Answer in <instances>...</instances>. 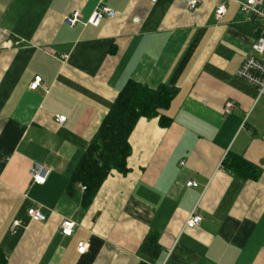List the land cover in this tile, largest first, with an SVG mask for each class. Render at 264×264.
Wrapping results in <instances>:
<instances>
[{
	"label": "crops",
	"instance_id": "obj_1",
	"mask_svg": "<svg viewBox=\"0 0 264 264\" xmlns=\"http://www.w3.org/2000/svg\"><path fill=\"white\" fill-rule=\"evenodd\" d=\"M187 1L0 0V39L19 42L0 44V246L10 264H264V96L237 75L258 22L246 0ZM100 5L116 15L87 24ZM129 81L173 87L162 110L171 123L141 117L130 171L113 170L85 206L72 171ZM228 155L256 177L229 168ZM37 162L52 169L45 184L32 181ZM33 206L45 221L31 219ZM194 209L203 220L186 228Z\"/></svg>",
	"mask_w": 264,
	"mask_h": 264
},
{
	"label": "trees",
	"instance_id": "obj_2",
	"mask_svg": "<svg viewBox=\"0 0 264 264\" xmlns=\"http://www.w3.org/2000/svg\"><path fill=\"white\" fill-rule=\"evenodd\" d=\"M175 95V89L166 84L152 89L145 84L129 81L114 100L90 145L83 153L78 166L72 171V185L83 184L86 188L83 204L94 200L109 174L116 170L122 174L130 171L128 158L132 152L130 135L141 117H159L162 126H168L171 118L162 113ZM224 162L244 177H256L255 166L243 157L227 156ZM153 235L147 241L154 243ZM144 243V246L147 245ZM0 264H10L0 246ZM146 264V263H140Z\"/></svg>",
	"mask_w": 264,
	"mask_h": 264
},
{
	"label": "built area",
	"instance_id": "obj_3",
	"mask_svg": "<svg viewBox=\"0 0 264 264\" xmlns=\"http://www.w3.org/2000/svg\"><path fill=\"white\" fill-rule=\"evenodd\" d=\"M157 1V0H153ZM199 4V0H188L187 5L190 9H195ZM242 11L250 14L258 22V33L255 40L252 43L251 49L254 51V54H249L244 57L237 75L251 83L257 88L258 96H264V60H261L258 56L264 55V8L262 6L263 0H246L241 1ZM227 10L226 3H220L217 7V15L222 17ZM116 11L106 5H100L97 9L94 10L92 15L87 20V24L99 25L100 22L105 17H114ZM82 18V14L79 10H74L70 14L65 16V21L70 26H75ZM19 42L9 43L8 41H2L0 39V44L5 46H10L12 44H18ZM67 57V55H65ZM42 82V77L37 76L35 81L31 83V88L36 89ZM235 107V102L233 100L226 101L223 111L224 114L230 113ZM66 115H56L55 120L59 124H63L66 121ZM52 173V169L44 163L37 162L31 168V178L34 183L45 184ZM188 186H196L197 183L193 180L187 182ZM85 189L86 187L83 186ZM28 213L33 221H45L46 215L39 206H33L28 210ZM203 220L202 215L194 209L186 223V228H194L201 224ZM76 227V222L70 218H65L61 224V231L65 236H72L74 234ZM88 249V242L86 240H80L78 242V251L79 253H85Z\"/></svg>",
	"mask_w": 264,
	"mask_h": 264
}]
</instances>
